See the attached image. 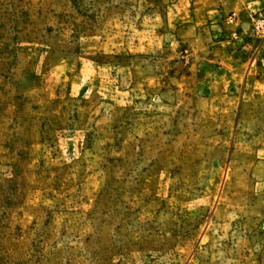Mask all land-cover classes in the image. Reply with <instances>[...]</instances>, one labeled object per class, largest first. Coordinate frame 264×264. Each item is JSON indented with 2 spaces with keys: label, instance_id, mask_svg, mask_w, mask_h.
Returning <instances> with one entry per match:
<instances>
[{
  "label": "rangeland",
  "instance_id": "rangeland-1",
  "mask_svg": "<svg viewBox=\"0 0 264 264\" xmlns=\"http://www.w3.org/2000/svg\"><path fill=\"white\" fill-rule=\"evenodd\" d=\"M0 264H264V0H0Z\"/></svg>",
  "mask_w": 264,
  "mask_h": 264
}]
</instances>
